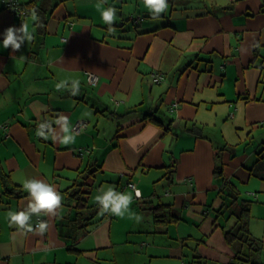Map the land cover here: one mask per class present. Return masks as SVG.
Segmentation results:
<instances>
[{"label":"crops","instance_id":"crops-1","mask_svg":"<svg viewBox=\"0 0 264 264\" xmlns=\"http://www.w3.org/2000/svg\"><path fill=\"white\" fill-rule=\"evenodd\" d=\"M13 1L18 12L0 0V42L22 24L33 39L0 44V264H243L235 248L246 245L224 237L242 200L257 250L247 262L264 264V0H168L158 19L143 0H107L115 33L97 0ZM61 115L71 129L86 122L74 143L61 142ZM45 121L55 139L36 134ZM32 177L63 196L58 215L40 216L42 235L35 215L32 232L8 216L27 205ZM102 185L133 193L142 219L102 214Z\"/></svg>","mask_w":264,"mask_h":264},{"label":"clouds","instance_id":"clouds-1","mask_svg":"<svg viewBox=\"0 0 264 264\" xmlns=\"http://www.w3.org/2000/svg\"><path fill=\"white\" fill-rule=\"evenodd\" d=\"M144 7L148 9L153 19H158L161 13H164L168 9V0H143ZM107 0H97L95 5L97 11L100 12L102 21L109 26V30L115 33L116 29L112 25L117 21V8L114 6H107ZM32 18L34 21H39V16L36 9H33ZM3 40L0 42L2 47L7 49L11 48L13 52L19 51L21 45L26 41L33 39V34L29 30L27 24H22L19 28L9 26L4 30ZM23 58V56L21 57ZM58 90L61 87L57 86ZM79 90V81L72 82V94L76 95ZM87 115V113L85 114ZM63 132L61 142L65 145L75 142V135L72 134L71 125L67 116L61 115L56 121ZM56 138L55 129L52 128L51 122L45 121L38 125L36 134L44 139H48L49 135ZM130 147L135 149V146L130 143ZM23 188L28 193L27 205L18 211H10L8 213L10 225H14L26 232H32V217H40L43 215L54 216L58 215L62 210L63 196L57 190V188L46 182L44 179H37L35 177L26 178L23 181ZM98 195L95 196V201L100 206L101 213H110L112 215L123 218L125 214H129L130 217L135 218L137 221L142 219L141 216L131 213L130 206L133 202V193L117 191L114 185H102L97 189ZM134 195L136 198L142 197V192L139 188L134 189ZM36 228L39 230V234H43L49 228L48 221L39 220L36 223Z\"/></svg>","mask_w":264,"mask_h":264},{"label":"trees","instance_id":"trees-1","mask_svg":"<svg viewBox=\"0 0 264 264\" xmlns=\"http://www.w3.org/2000/svg\"><path fill=\"white\" fill-rule=\"evenodd\" d=\"M34 5H37L35 3V0L32 1ZM7 5V2H5ZM12 5H14V2L12 1ZM40 8L36 7V10L39 11ZM142 16L136 17V21L140 20ZM220 167H216V173H220ZM231 192H234V195L236 194L235 191H233V188H230ZM81 189V185L79 184V188L73 193V197L78 200V204L81 203L83 198L81 195L84 193ZM164 204H157L152 207V211L155 214V217L161 221H166V216L164 215ZM231 213V212H230ZM231 214H234L236 216V222L234 226H232L230 229L226 230L224 232V237L229 245L236 247V243H239L241 246H244V244L247 247V252H244L241 248L237 250L238 248H235V258L236 261H248V262H254L252 260L253 252L257 251L254 245L255 240L250 236L248 231V217H249V203L248 201L242 200L240 203V206L237 208V212H232Z\"/></svg>","mask_w":264,"mask_h":264},{"label":"built area","instance_id":"built-area-1","mask_svg":"<svg viewBox=\"0 0 264 264\" xmlns=\"http://www.w3.org/2000/svg\"><path fill=\"white\" fill-rule=\"evenodd\" d=\"M12 1L13 0H6V2H7L6 6L7 7H11L12 9H14L15 12H18V8L16 7V5H12ZM151 76L153 77V80L155 82H159V81H162V79L164 78V73L154 70V71L151 72ZM87 77H88V81L90 83L95 84L98 81V75L96 73L89 72ZM85 125H86L85 121L78 120L72 125V129H73V131L75 133H79L81 131V129L85 127ZM128 186L133 188V189L136 188L135 184L131 183V182L128 183ZM38 219L43 221L42 217H39V218L37 217L36 221H35V226H36V223H37Z\"/></svg>","mask_w":264,"mask_h":264},{"label":"rangeland","instance_id":"rangeland-1","mask_svg":"<svg viewBox=\"0 0 264 264\" xmlns=\"http://www.w3.org/2000/svg\"><path fill=\"white\" fill-rule=\"evenodd\" d=\"M246 144H243V143H238V144H236L234 147H238V149H237V151H236V154H238V155H241V154H244V152H243V147L245 146ZM242 187V185L240 186V188ZM255 205V204H254ZM252 219L254 220V212H253V210H252ZM253 220H252V222H253ZM262 251H263V253H264V249H261ZM262 253V252H261ZM260 254V253H259ZM241 263H243V264H248V262L247 261H243V262H241ZM252 264H255V263H252Z\"/></svg>","mask_w":264,"mask_h":264}]
</instances>
